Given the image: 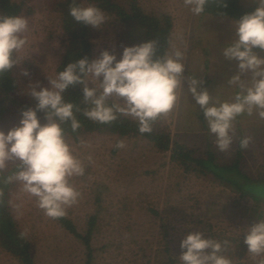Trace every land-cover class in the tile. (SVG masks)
<instances>
[{
  "label": "rangeland",
  "instance_id": "1",
  "mask_svg": "<svg viewBox=\"0 0 264 264\" xmlns=\"http://www.w3.org/2000/svg\"><path fill=\"white\" fill-rule=\"evenodd\" d=\"M12 1L24 5L21 15L28 19L29 28L25 33L28 43L17 53L21 63L15 66L21 87L9 105H4L9 110L0 118V129L5 131L19 122L21 110L35 100L29 94L31 82L49 86L48 78L56 75L68 41L58 7L67 0ZM114 1L127 9L132 2ZM240 2L245 7H257L255 0ZM136 3L148 16L171 18L168 53L181 51L185 63L178 100L171 111L159 117L160 128L172 140L193 149L196 155L211 150L221 164L239 159L244 174L264 182V119L255 112L238 116L232 145L221 151L214 134L208 130L203 109L188 91V79L192 76L202 81L200 87L210 91L214 103L231 99L239 90L229 83L230 77L239 72V62L222 55L226 43L235 38V20L196 15L184 0H136ZM104 12L106 23L101 28L91 27L93 58L103 49L116 52L119 58L125 46L122 37L126 28L115 15ZM254 50L264 56V50ZM242 78L250 82L252 73H244ZM244 137L251 138L247 147L240 145ZM68 140L83 161L86 174L72 178L81 196L77 203L67 207L66 216L81 234L89 231L90 218L96 216L90 264H181L180 242L195 230L222 243L229 241L222 254L232 264H258L260 258L247 251L243 240L248 226L264 219V184L249 188L253 195L242 196L206 174L184 171L172 162L170 152H159L142 137L93 133L77 140L68 136ZM121 140L124 147L117 148ZM18 163L9 162L7 167ZM12 184L11 212L32 244L36 264H86L85 244L55 218L47 216L20 181ZM241 244L245 252L238 256L234 248ZM0 264L21 263L0 246Z\"/></svg>",
  "mask_w": 264,
  "mask_h": 264
},
{
  "label": "clouds",
  "instance_id": "2",
  "mask_svg": "<svg viewBox=\"0 0 264 264\" xmlns=\"http://www.w3.org/2000/svg\"><path fill=\"white\" fill-rule=\"evenodd\" d=\"M208 2L184 0L196 15L205 12ZM255 2L253 11L234 21L235 38L222 49L225 59L239 62V72L229 79L239 89L234 96L214 103L210 91L200 87L198 77L188 79V91L203 109L208 130L221 151L232 145L238 116L255 112L264 119V56L254 50H264V0ZM69 14L76 22L93 28H101L107 21L94 0H71ZM28 28L25 16L0 14V74L21 63L17 53L28 43ZM156 53V40L126 45L119 58L116 52L103 49L92 59L83 57L68 63L48 78L49 86L31 82L29 94L36 100L35 106L23 108L19 122L7 131L0 129V170L9 162H19L4 182L20 181L47 216H65L67 207L81 196L72 178L86 174L83 161L68 140L65 124L70 123L73 133L78 131L81 122L76 111L100 123H110L124 114L137 121L140 133L151 132L154 121L174 108L185 71L181 51ZM248 72L252 73L250 82L242 78ZM24 74L28 75L27 70ZM76 84L83 85V109L65 99V92ZM40 111L46 122L41 121ZM250 139H241V147H247ZM116 147L123 148L124 142L119 141ZM228 243L203 231H191L180 242L179 259L181 264H232L222 254ZM243 243L254 258H260L258 264H264V219L248 226Z\"/></svg>",
  "mask_w": 264,
  "mask_h": 264
},
{
  "label": "trees",
  "instance_id": "3",
  "mask_svg": "<svg viewBox=\"0 0 264 264\" xmlns=\"http://www.w3.org/2000/svg\"><path fill=\"white\" fill-rule=\"evenodd\" d=\"M94 2L104 11L115 15L124 24L126 32L125 36L122 37L124 39L123 45L126 46L127 42L130 45L131 43L134 45L147 40H156V56H160L165 52L168 53L173 27L169 16H148L138 6L136 0H132L129 9L118 5L114 0H94ZM58 7L61 8L63 14L68 41L66 42L65 53L57 68V72L75 59L83 57L93 58L91 26L76 22L69 14L71 0L61 2ZM255 8L245 7L241 4L240 0H209L205 12L202 14L228 17L237 20ZM23 11L24 5L22 3H16L12 0H0V14L2 15H21ZM256 49L261 50L259 48ZM20 87L19 79L15 73V66L11 70L0 74V107H3V109L0 108V118L9 110L4 105H9V100L18 94ZM82 89V84H76L70 86L64 94L66 100H71L81 109L85 107L82 99ZM35 104L36 100L27 105V107H34ZM11 107L14 109L15 106ZM38 114L41 120H46L43 111H40ZM75 115L81 122L78 131L73 133L70 128V123L65 124V128L68 136L76 140L82 135L93 133L111 134L121 137H142L151 143L159 152H170L172 162L182 167L184 171H199L206 174L212 177L213 180L220 181L232 187L242 194V196L253 195L249 188L257 184H264V182L252 180L244 174L240 168L239 159H236L232 164H221L217 162L216 155L211 150H206L202 155H196V152L184 143L172 140L170 134L160 128L158 124L159 118L154 121L151 132L140 133L137 121L124 114H120L116 120L110 123H100L90 120L83 115L82 111H76ZM16 165H10L0 170V246L16 257L21 264H36L32 244L28 236L18 227L11 212L9 197L13 184L12 182H4L5 177L17 170ZM241 180L242 182L240 183ZM254 199L258 198L254 197ZM55 219L61 227L85 244L87 250L86 264H90L93 253L90 241L96 216H91L89 221L90 228L86 234L78 232L73 221L66 215ZM234 249L238 252V256L244 255V245L241 244Z\"/></svg>",
  "mask_w": 264,
  "mask_h": 264
}]
</instances>
